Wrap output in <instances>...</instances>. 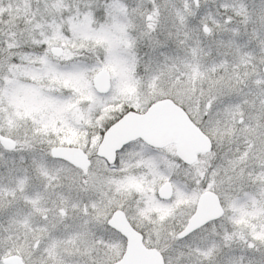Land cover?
Masks as SVG:
<instances>
[{
    "label": "snow or ice",
    "instance_id": "obj_1",
    "mask_svg": "<svg viewBox=\"0 0 264 264\" xmlns=\"http://www.w3.org/2000/svg\"><path fill=\"white\" fill-rule=\"evenodd\" d=\"M0 264H264V0H0Z\"/></svg>",
    "mask_w": 264,
    "mask_h": 264
}]
</instances>
